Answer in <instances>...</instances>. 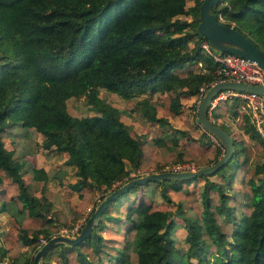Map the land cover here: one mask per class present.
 Returning a JSON list of instances; mask_svg holds the SVG:
<instances>
[{
	"label": "trees",
	"instance_id": "obj_1",
	"mask_svg": "<svg viewBox=\"0 0 264 264\" xmlns=\"http://www.w3.org/2000/svg\"><path fill=\"white\" fill-rule=\"evenodd\" d=\"M191 2L0 0V260L31 264L45 241L84 217L96 195L103 200L133 177L220 157L188 120L163 138L168 119L183 114L182 98L218 80L217 63L199 46L202 0ZM210 11L264 51V0H219ZM100 89L123 98L124 112L138 110L154 123V135L133 136ZM78 96L92 114L68 112L66 100ZM241 108L237 98L222 100L210 116L230 135L217 120ZM241 128L251 142L233 139L232 158L214 173L132 186L105 206L84 239L53 244L37 264H264V140L246 115ZM35 148L65 155L70 170L33 166ZM52 179L68 191L51 190ZM197 179L202 189L190 187ZM151 186L161 202L129 198ZM177 219L186 227L181 238ZM107 228L120 238L104 237Z\"/></svg>",
	"mask_w": 264,
	"mask_h": 264
},
{
	"label": "water",
	"instance_id": "obj_2",
	"mask_svg": "<svg viewBox=\"0 0 264 264\" xmlns=\"http://www.w3.org/2000/svg\"><path fill=\"white\" fill-rule=\"evenodd\" d=\"M218 2L219 0H202L199 6L197 32L215 49L246 57L255 61L256 64L264 70V51L239 30L220 22L214 13L210 11L211 7L216 6ZM225 89L261 92L264 89V83L251 85L231 80L220 81L213 83L204 93L197 112V123L200 124L204 130L209 131L224 147L223 154L220 155L214 163L207 166L197 167L194 170L174 171L168 169L160 172H148L121 183L97 204L93 213L88 217L81 230L75 236L72 237L62 234L52 236L35 252L31 264H37L45 251L57 242H63L67 245H75L84 239L90 233L92 227L98 223L105 206L132 186L161 179H192L203 175H211L221 166L226 164L232 158L234 153L233 138L223 129V127L211 122L207 116V111L212 99L219 91Z\"/></svg>",
	"mask_w": 264,
	"mask_h": 264
},
{
	"label": "rangeland",
	"instance_id": "obj_3",
	"mask_svg": "<svg viewBox=\"0 0 264 264\" xmlns=\"http://www.w3.org/2000/svg\"><path fill=\"white\" fill-rule=\"evenodd\" d=\"M191 3H192L191 0H187V7L190 6ZM186 15H187V12L183 16L186 17ZM187 18H189V17L187 16ZM194 95L184 96L182 98L183 114L181 117L168 119L169 120L168 121L169 126L166 127L167 132L163 133L164 134L163 138H165L164 140L169 141V138H170L171 133L173 131L172 129L183 128V121L184 120H188L191 123H193L194 125L197 124L200 131L205 132L206 135L209 138H211L210 135L206 131H204L200 127V125L196 122L195 106L193 103L194 102ZM99 96L102 100L113 105L114 107H116L120 111V119L122 120V122L125 124V126L128 128V130L130 131V133L133 136L144 139L145 137H148L150 135L151 136L154 135V127H155L154 123L146 121L141 116V114L139 113L138 110H134L130 113L124 112L125 100L123 98H121L120 96H118L116 93L110 92V91L105 90V89H100L99 90ZM142 96H144V95H140V97H142ZM137 98H139V96H137L133 99H137ZM66 107H67L68 112L73 116H83V115H89V114L93 113L88 108V105L85 103V98L83 96L68 98L66 100ZM157 115L160 116V113L158 112ZM238 115L235 118H232L231 114L229 113V114H227L226 120L218 119L217 121L221 125L228 127L231 130L230 136L235 140V142L240 140L241 135H243L246 138V140L251 142V139L248 137V135L246 133H244V131L241 128L242 119L237 120ZM184 139H185V137H184ZM35 140L39 141V136H35ZM6 145L9 147V144H6ZM28 158L32 161L33 166H35V167H42L44 169H48L49 167H52V166H61V167H65L66 169L70 170V168L68 166L64 165L65 155L59 156L57 154V152L53 151V149L47 150V149L35 148V152L32 155L28 156ZM262 161H264V158H262ZM130 176L131 177L135 176V173H131ZM67 177L69 180L74 179V177L71 173H68ZM212 178H215V177H212ZM120 183H121V181L119 182V184ZM115 184H114V186L117 185V184L116 185ZM202 184H203V180L197 179L192 184H190V187L192 185H195L197 187V189L198 188L202 189ZM48 186L51 190L59 192V193H63L65 191H68V188L66 186H60L57 183V181L54 179H52L49 182ZM153 187L154 186H151L149 188H144V187L138 188V191L136 193H132L131 197H129V198H134V202L140 198H144V200L147 202H149V201L161 202V196H160L159 190L157 188H153ZM141 196H144V197H141ZM101 200H102L101 196L99 194L96 195L94 198V201L86 208V213H85L84 217L87 216L88 215L87 213L90 212V210L92 208L96 207L97 204ZM71 201L74 204L79 201L75 192H71ZM120 210L123 212L124 207H122V209H120ZM84 217L81 218L77 223H75V225L73 226L72 229H70L69 231L66 229H61L60 233L63 235H67V236H72V237L75 236L79 232L78 228L83 223ZM5 219H6L5 215H3V214L0 215V245L2 244L1 240H2L4 230H5V227H4L5 226ZM177 221H178V226H177L176 233H177V236H180V238H181L184 236L186 227L183 224V222H181L179 219H177ZM102 235L106 238H120V236L111 228L105 229L102 232ZM182 245L184 246V248L186 247L185 243H183L181 241V239H178L177 240V246L182 247ZM188 251H189V249H188ZM25 253H26V255H30L32 253V250L30 248H26ZM7 263H8L7 259L0 260V264H7Z\"/></svg>",
	"mask_w": 264,
	"mask_h": 264
},
{
	"label": "built area",
	"instance_id": "obj_4",
	"mask_svg": "<svg viewBox=\"0 0 264 264\" xmlns=\"http://www.w3.org/2000/svg\"><path fill=\"white\" fill-rule=\"evenodd\" d=\"M199 46L217 63L214 73L218 76V80L200 86L195 93L193 103L195 106L196 121L197 112L203 95L213 83L228 80L234 82H243L251 85L264 83V70L258 66L255 61L238 54L215 49L206 39L201 40ZM233 98L239 99L242 103V108L238 109L239 115L237 120L242 119V116L246 115L260 137L264 140V89L261 92H251L237 89H225L219 91L212 99L210 107L207 111L209 120L214 123V119L210 116L211 108H213L218 102L222 100ZM204 131L210 135L214 145L220 148V155H222L224 152V147L221 142L216 139L209 131ZM196 168L197 167L193 163H178L172 165L169 170L183 171L194 170ZM116 184L118 185L119 182H116Z\"/></svg>",
	"mask_w": 264,
	"mask_h": 264
}]
</instances>
